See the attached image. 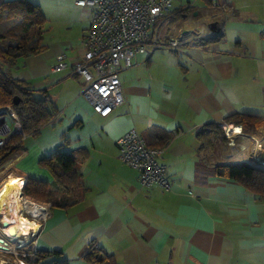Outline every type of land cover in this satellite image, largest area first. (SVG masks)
I'll return each instance as SVG.
<instances>
[{"label":"crops","instance_id":"0c3cea01","mask_svg":"<svg viewBox=\"0 0 264 264\" xmlns=\"http://www.w3.org/2000/svg\"><path fill=\"white\" fill-rule=\"evenodd\" d=\"M56 1L76 14L55 37L47 39L43 26L46 49L19 61L11 74L30 89L45 91L58 114L36 135L23 137L0 164V181H5L0 196L12 181L20 192L17 178L56 188L38 162L61 147L84 150L78 169L87 190L66 209L22 192L27 201L47 205L49 216L38 231L17 229L15 238L33 250L60 251L67 264H89L82 257L91 243L107 250L115 264H264V200L235 180L196 174L203 156L217 164H252L253 153L264 158V148L259 149L264 127L245 133L240 125L222 123L234 114L264 115V0H175L171 11L178 18L163 25L160 37L179 36L180 45L150 57L137 54L120 75L124 101L107 117L81 96L78 75L52 71L61 52L69 63L82 58V38L92 17L91 7ZM17 21L0 22V46L14 43L1 34ZM212 21H218V33L210 32ZM220 35L212 43H196ZM208 123H219L224 141L199 152L196 134ZM130 128L149 142L159 132L172 135L159 158L171 183L168 191L141 189L137 172L118 159L116 140ZM8 256L12 262L0 259V264H25Z\"/></svg>","mask_w":264,"mask_h":264},{"label":"built area","instance_id":"2783aa9c","mask_svg":"<svg viewBox=\"0 0 264 264\" xmlns=\"http://www.w3.org/2000/svg\"><path fill=\"white\" fill-rule=\"evenodd\" d=\"M174 1L74 0L79 7L92 8L91 22L82 38L83 56L79 61L69 63L66 53L61 52L55 57L52 71L60 73L69 70L78 75L81 79V96L100 117L109 116L124 101L120 75L133 65L134 57L137 54L150 57L156 50H176L180 45L179 36H169L166 40L160 37ZM12 134H22V130L16 113L10 107H5L0 112V151L6 147ZM116 146L120 162L137 172L141 189H170L166 166L159 161L164 148L147 146L144 137L135 128L124 132L116 140ZM262 148L264 146L260 144L259 149ZM249 159L253 165L264 167V161L259 160L257 154L253 153ZM17 180L21 183L19 199L22 214L40 227V223L49 216V207L27 201L21 194L24 180ZM4 182L0 181V193ZM31 206L35 210H31ZM30 233L28 236L32 240L35 234ZM0 239L8 243H0V259L12 262L8 256L12 254L15 260H20V249L27 242L22 244L19 242L22 238L8 237L1 227Z\"/></svg>","mask_w":264,"mask_h":264},{"label":"trees","instance_id":"16d2710c","mask_svg":"<svg viewBox=\"0 0 264 264\" xmlns=\"http://www.w3.org/2000/svg\"><path fill=\"white\" fill-rule=\"evenodd\" d=\"M177 18L174 11H171L166 22L174 23ZM7 19H18V21L1 34V37L14 39V43L0 46V61L5 66L4 69H0V109L10 107L16 113L22 134L10 136L6 147L0 151V164L16 152L23 137L36 135L58 114L45 91L36 92L28 88L27 83L15 79L11 74V69L16 67L19 61L46 49V45L41 43L45 19L40 6L29 0L0 3V22ZM221 37L220 35L206 40H196V43L206 45ZM38 93L39 96L36 95ZM14 97L18 98L17 104L13 102ZM230 122L242 126V131L245 133L258 131L259 128L264 127V115L234 114L226 117L222 123ZM154 136L152 137L156 139L154 142L144 138L147 146L162 148L172 138L171 134L165 132H159ZM196 137L200 142L199 152L211 149L218 139L224 141L219 123L201 126ZM83 151L66 152L58 148L42 158L38 164L50 172L56 188L51 189L46 182L29 179L24 183L23 195L46 202L51 208L66 209L78 204L87 190L78 169L80 153ZM196 174L205 178L216 176L235 180L258 199L264 200V168L262 167L247 162L210 163L203 156L196 167ZM18 257L25 264H67L60 251L33 250L30 243L20 249ZM82 258L89 264H115L109 252L95 243L89 245L88 251Z\"/></svg>","mask_w":264,"mask_h":264},{"label":"bare ground","instance_id":"6f19581e","mask_svg":"<svg viewBox=\"0 0 264 264\" xmlns=\"http://www.w3.org/2000/svg\"><path fill=\"white\" fill-rule=\"evenodd\" d=\"M258 159L264 161V158ZM22 208L19 200V189L15 181H12L0 196V219L6 223L5 233L12 239H18L15 238L18 234L17 229H20L21 232H27L29 229L36 231L38 228L36 222L29 221L22 215ZM30 209L35 210L34 206H31ZM0 243L8 244L4 240Z\"/></svg>","mask_w":264,"mask_h":264},{"label":"rangeland","instance_id":"374dc122","mask_svg":"<svg viewBox=\"0 0 264 264\" xmlns=\"http://www.w3.org/2000/svg\"><path fill=\"white\" fill-rule=\"evenodd\" d=\"M56 3H57L56 0H40L39 4H38L40 6L41 12H42L43 17L45 19L44 28L47 32H49L46 36L47 39L50 37H55V35L58 34L57 32L59 30L62 31L63 30L62 27L65 26V23L70 20V18L72 17V14L73 15L76 14L75 9L71 10V13H72L71 14V13H69L68 9H66L65 7H63L61 5L57 6ZM163 29H164V26L162 27V30ZM161 50L162 49L156 50V54H157V52H161ZM44 128L48 129V128H52V127L51 126H45ZM73 134H75V133L74 132L70 133L71 138L74 136ZM254 136L259 137L258 134H254ZM63 147H64L63 149L66 148V146H63ZM61 149H62V147H61ZM13 261H15V257H14Z\"/></svg>","mask_w":264,"mask_h":264},{"label":"water","instance_id":"95a60500","mask_svg":"<svg viewBox=\"0 0 264 264\" xmlns=\"http://www.w3.org/2000/svg\"><path fill=\"white\" fill-rule=\"evenodd\" d=\"M208 28L210 30V32L212 33H218L220 30V26L218 25V21H212L208 23ZM14 104L18 103V98L14 97L13 99ZM0 227L3 229V231L6 232V223H4V221L2 219H0ZM0 241H2V239H0Z\"/></svg>","mask_w":264,"mask_h":264}]
</instances>
